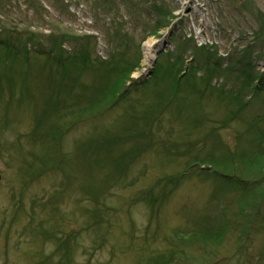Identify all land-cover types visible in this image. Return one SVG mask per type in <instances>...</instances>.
Here are the masks:
<instances>
[{"label":"rangeland","instance_id":"rangeland-1","mask_svg":"<svg viewBox=\"0 0 264 264\" xmlns=\"http://www.w3.org/2000/svg\"><path fill=\"white\" fill-rule=\"evenodd\" d=\"M188 1L0 0V41L5 35L3 30L27 28L44 50L45 38L50 34L93 36L96 42L91 44V60L107 61L112 47L104 32L111 29L118 33L112 35V40L120 44L123 58H138V64L132 62L134 69L129 75L119 68L107 70L95 64L91 71L76 78L75 68L65 72L63 91L72 90L65 85L75 81L73 91L77 97L67 96L54 106L51 119L62 118L61 122L67 123L73 115L87 116L99 110L101 114L79 126L81 121L75 120L73 126L77 127L63 137L61 152L55 145L56 157L61 159L63 155V162L48 164L57 165L59 172L56 167L49 170L47 164L27 166L33 158H50L47 144L30 139L28 134L61 76H54L52 83L35 77L45 70L43 57H31L32 61L24 66L0 50V59L7 58L14 77L23 68L28 73V79L24 78L28 90L22 98L18 92L12 101L8 94L0 95V264H50L44 255L51 254L57 260L61 252L49 237L42 254L40 229L49 231L52 226L64 233L57 237L75 234L71 241L72 264H264V202L260 198L264 178H257L264 166L257 165L258 169L250 171L260 155L255 152L264 145H259L257 133L235 141L247 130L245 123L264 126V110L257 92L245 94L246 110L226 123L229 110H235L226 95H235L239 85L230 78L240 80L246 66L253 72H264V24L259 34L257 20L258 13L264 15V0H190L193 5ZM153 4L165 7L170 13L168 18L159 19L151 8ZM73 47L66 40L61 45L67 53ZM26 48L31 56L37 52L33 45ZM244 50L252 52L251 59L241 56ZM178 55L183 64L175 61ZM51 56L55 57L56 52ZM217 59L221 73L205 86L200 76ZM206 60L210 63L204 68ZM195 67L198 73L193 72ZM227 69L233 70L229 79L223 74ZM123 89L126 93L117 98L116 106L109 104ZM218 90L226 95L220 96ZM194 112L207 120L202 123L205 130L201 127V131L192 132L187 117ZM137 116L158 119L151 130L156 147L150 150L153 144L147 140L149 152L142 151L132 162L124 160L109 168L95 166L85 152L87 141L105 134L126 133L123 130L127 124L140 134L146 125L140 123L144 118ZM213 126L220 127L218 134L205 137ZM106 140L123 142L117 137ZM129 141L133 152H140L136 147L144 142V136L133 134ZM221 141L233 151L235 145L247 150L241 171L251 182L249 188L240 191L235 185L202 174L201 170L213 172L209 165L213 160L224 167L227 157L221 153ZM128 145L126 142L124 146ZM187 145L203 147L201 161H195L191 153L183 154ZM187 165L192 176L180 181L157 214L149 202L138 201L155 181L186 175ZM119 168L123 169L120 173ZM109 172L124 178L116 179L110 187L106 178ZM83 190L88 191L84 197ZM92 194L99 200L96 206L89 203Z\"/></svg>","mask_w":264,"mask_h":264},{"label":"trees","instance_id":"trees-1","mask_svg":"<svg viewBox=\"0 0 264 264\" xmlns=\"http://www.w3.org/2000/svg\"><path fill=\"white\" fill-rule=\"evenodd\" d=\"M34 0H27V2L32 3ZM152 10L155 11V15L159 19L165 20L168 14L167 10L165 7H156L154 4L151 7ZM36 7L34 8V10ZM257 20L259 22V31L258 33H262V28L264 24V15L261 13L257 14ZM164 26H158V28H161ZM4 38L1 39L0 41V50L5 54V57L9 55L11 58L17 60V62H21L24 66H26L29 62L32 61V58L39 59V57H43V69L42 71H39L38 74H36L35 77H43L45 78L48 82H51L52 78L54 76H61V79L57 82H53L54 85L52 87V94L51 97H49L44 104V108L40 111L39 115H36L34 127L32 131L28 134V136H31L30 139L38 141L43 144H47L46 146L49 148L51 151V155H48L50 157L49 159H41L40 157L38 158H33L31 161L30 166H27L31 168V166H37L38 164L40 166L47 164L49 167V170L54 171L55 167L58 170L57 165L63 162V155H61V159H58L56 156L58 155L56 146L59 149V152H61L60 149V143L63 139V137L69 132V129H73L74 127H77L81 125L83 122H86L88 120L94 119L98 117L101 113L99 111L91 112L87 116H83L84 113L78 114V116L73 115L72 119L67 122H61L63 119L60 118L59 120L51 119V114L53 111L54 106L59 105L61 102H64L66 97L74 99L77 97V94L73 91L74 88V82L70 86H66V88H71L72 90L68 91H63L64 85L62 84L63 78L65 76V72L70 69V67L75 68L77 71L75 74V78L77 75H82L84 72L91 71V68L93 64L98 65L97 68H105L107 70L119 68L121 69L125 74L129 75L130 72L134 69L133 66V61L136 60L138 64V58L135 57L133 60L130 61L129 59L123 58V54L119 52V46L118 41H113L112 40V35H118L116 31H111V29L106 30L104 32L105 37L107 38V42L109 45L112 47V51L110 53V56L107 61H102V60H91V44L92 42H96L95 38L93 36H76V35H69L68 34H61L60 36H53V35H47L45 38V45H47V52L46 50L39 48L40 47V42L34 39V34L31 32L29 28L24 29L22 31H9V30H3ZM154 34H156V31H153ZM1 37V33H0ZM258 39H261L259 37ZM68 41L69 43H72L74 47L72 50L67 53L66 51L62 50L61 45L63 41ZM27 45H33L35 49H37V52L35 55H30V52L27 50ZM245 51V50H244ZM56 52V56L52 57L51 53ZM252 52L250 50H246L243 54H241L242 57H248L251 59ZM32 57V58H31ZM4 60L0 59V95L6 93L9 96V100H13L15 98L16 92L20 94V98L24 96L27 93V88L25 89L24 85V78L28 79L26 76L28 73L24 72V68L20 73H16L17 81L15 82V77L11 74V70L9 67V63L7 58H3ZM175 61L177 63H184V60L182 59V56L178 55L175 58ZM219 59V58H218ZM218 59L215 60L213 65L209 66L206 68V65H208L210 62L206 60L204 64H202V67L206 68L204 69V72L200 76L199 81L202 82L203 85L209 86L210 81L212 78L218 76L221 73V68L219 66ZM192 61V60H191ZM176 68V67H174ZM26 70L27 67H25ZM201 69V68H200ZM245 73L241 76V79L239 80V77L235 78H230L233 80H237L239 85H238V90L235 93V95L232 94H227L223 90H218L219 95H226V100L231 103V105L235 106V110H229L230 117L226 120V123L228 121L232 120V117L237 115L239 112L246 110L245 108L247 107V103L244 100L245 94H251L256 93L260 96L259 99L261 101V109L264 110V72H253L252 67L246 66L245 67ZM234 70V68H233ZM233 70L228 69L226 71H223L225 75H227V79L229 77L233 76ZM155 72V70H154ZM193 72H199V69L195 67L193 69ZM161 75V74H160ZM53 76V77H51ZM258 82V85H254L255 82ZM29 82V80H28ZM52 83V82H51ZM27 87V86H26ZM22 92H21V89ZM29 88V87H28ZM205 91V90H203ZM74 92V93H73ZM126 93V90H122L119 93V96L117 94L116 98L114 99L113 102L109 103L113 106H116L115 102L117 101V98L121 97ZM243 96V97H242ZM124 97V96H122ZM121 97V98H122ZM19 100V99H18ZM115 103V104H114ZM108 107L107 109H110L111 107ZM144 111H147L145 108L143 109ZM150 110V109H148ZM151 111V110H150ZM149 111V112H150ZM76 113V112H75ZM79 113V112H77ZM234 115V116H233ZM138 118H144V121H140V123L145 124L146 126L142 128L140 134L136 133L135 130H131V125H128L123 131H127L126 133H123L121 135H111L102 137H96L95 139H91L87 141V148L85 150L86 154L89 155L90 159L93 160V164L104 166V167H111V166H117L120 162L126 160L127 163L132 162L133 160L137 159L140 157L141 152L146 150L147 148V140L153 144L151 146L150 150L156 147V142H152V124H154L156 121L155 118L153 117H141L137 116ZM137 117L133 118L134 120L137 119ZM75 120L81 121L77 126H73V123ZM187 120L191 122L190 126H193L192 132L195 133V130L198 132L201 131V127L206 128V126L202 123H204L207 120H204V118L200 117L199 112H194L190 114L187 117ZM48 123V125H44L45 123ZM248 125L247 130L242 131L240 134H238L235 139V141H238L240 137H245L246 135L249 134H256V138L258 140V143L260 146L264 145V126H254L253 124L250 123H245ZM40 125V127H39ZM44 125V127H42ZM205 126V127H204ZM220 128V127H219ZM218 127L213 126L212 129H208L205 132V137L208 135L216 136L215 134H218ZM210 131V133H209ZM133 132V133H132ZM133 134H136L138 136H144V142L137 146V149H140V152H133V147L131 145V142L129 141V138L133 136ZM108 137H117L118 139L123 140L122 143L119 142H113L114 140H109L111 143H109L106 139ZM134 140V139H132ZM126 142H129V145L125 147L124 145ZM192 143V142H191ZM146 144V147H145ZM187 144V143H186ZM221 153H224L225 156L227 157L225 159V164L224 167L220 165V162L218 161H211L209 165L213 166V172H208L205 170H201L206 176L211 177L214 181H220L226 185H235L236 189L245 190L249 188L250 183L249 180L244 177V174H242V166H243V161L244 157L247 151L245 148H240L235 145L234 149L236 150H231L228 146H224V143L221 141ZM56 145V146H55ZM188 145L186 146V150H184L183 154H193L194 155V160L195 161H201L200 157L204 153L203 147H191L187 148ZM142 148V150H141ZM148 151V149H147ZM149 152V151H148ZM260 153L259 156L256 157V162L254 163V166L251 164L250 171L254 172L255 169H258L257 165H263L264 166V149L262 150H257L255 154ZM62 154V153H61ZM47 157V158H48ZM54 157V158H52ZM45 158V156H44ZM50 163L53 164L54 161H58L57 165L51 166L49 165ZM238 164L239 166L236 168L235 165ZM25 166V164H24ZM188 170H185L187 172L186 175H178L176 177H167V178H162V180L155 181L154 184L152 185L151 189L149 190L148 194H143L142 196L139 197L138 201L141 202H149L151 209L153 212L159 211L160 206L162 205L163 202H166L168 200L173 191L178 189L177 187L179 186V183L181 180L187 179L189 176H192L190 172V165L185 166ZM107 168V169H108ZM201 169V168H200ZM264 169V168H263ZM127 170V168H126ZM59 171V170H58ZM119 173L123 171L122 168H119L117 170ZM48 172V171H45ZM60 172V171H59ZM109 174V175H108ZM264 178V172L260 173L257 178ZM110 182L111 186H114V183L116 179L118 178H124V175L121 174H116L115 177L113 174L107 173L106 177ZM125 178H127L125 176ZM37 178L34 179L36 181ZM31 184V183H30ZM30 184L28 186H30ZM160 184H163L162 188L160 189H155L158 187ZM232 187V186H230ZM153 192H156L157 194H154ZM86 193L88 191L83 190V197L84 195L86 196ZM90 201L89 203L92 205V203L96 206L97 202H99L97 196L95 194H92L89 196ZM63 198V197H62ZM104 198V197H103ZM103 198L101 200H103ZM262 198L264 202V194L260 197ZM259 207V206H258ZM105 206L103 205L100 208L99 216L101 213H103ZM47 218V217H46ZM50 220L49 218H47ZM29 224V223H28ZM31 225V224H29ZM41 225V224H40ZM43 228L42 226H40ZM56 229H61V228H55L52 226V228L48 230H43V236H42V254L43 253V248H44V243L45 239L49 237V239H52L57 245V251H60V255L57 256V260L53 257L54 254H51L49 256H45V258L49 261L50 264H72V247L73 244H71V241L74 237L75 234H68L66 237L63 238V236H55V235H63L64 233L61 230H56ZM71 233V232H70ZM34 236V235H33ZM35 240V239H34Z\"/></svg>","mask_w":264,"mask_h":264},{"label":"bare ground","instance_id":"bare-ground-1","mask_svg":"<svg viewBox=\"0 0 264 264\" xmlns=\"http://www.w3.org/2000/svg\"><path fill=\"white\" fill-rule=\"evenodd\" d=\"M179 3H180V0H179ZM188 4H191V5H193V4L191 3V1H190V0L188 1ZM188 8H189V9L191 8V7H190V5H187V9H188Z\"/></svg>","mask_w":264,"mask_h":264},{"label":"water","instance_id":"water-1","mask_svg":"<svg viewBox=\"0 0 264 264\" xmlns=\"http://www.w3.org/2000/svg\"><path fill=\"white\" fill-rule=\"evenodd\" d=\"M0 181H1V176H0Z\"/></svg>","mask_w":264,"mask_h":264}]
</instances>
